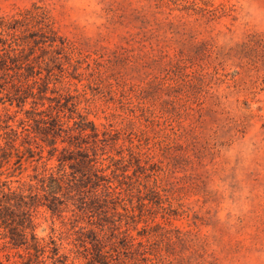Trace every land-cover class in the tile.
<instances>
[{
  "label": "rangeland",
  "instance_id": "obj_1",
  "mask_svg": "<svg viewBox=\"0 0 264 264\" xmlns=\"http://www.w3.org/2000/svg\"><path fill=\"white\" fill-rule=\"evenodd\" d=\"M33 4L48 11L54 29L79 52L69 62L81 74L73 83L87 92L81 106H90L89 119L100 131L109 124L120 130L111 156L130 141L138 144L144 130L143 148L169 162L162 151L169 130L130 111L131 85L160 74L166 60H155L161 50L193 57L190 71L203 80L183 86L171 104L197 136L195 146L183 143L177 152L175 176L183 180L175 196L185 213L166 225L171 232L163 259L152 264H264V0H0V17ZM119 46L129 51L113 54ZM4 108L15 116L13 126L25 118L14 104H0ZM176 122L171 116L168 124ZM24 158L21 174L8 180H26L34 166L41 170L37 156ZM13 161L5 173H12ZM48 167H57L56 158ZM38 222V237H57L51 229L60 222L44 208Z\"/></svg>",
  "mask_w": 264,
  "mask_h": 264
},
{
  "label": "trees",
  "instance_id": "obj_2",
  "mask_svg": "<svg viewBox=\"0 0 264 264\" xmlns=\"http://www.w3.org/2000/svg\"><path fill=\"white\" fill-rule=\"evenodd\" d=\"M118 50L129 51L119 46L113 54ZM77 55L44 7L33 4L0 17V104H14L25 115L13 126L15 116L0 111V264H152L163 259L162 244L171 232L166 225L185 213L175 196L183 180L175 176L182 158L177 152L183 143L195 146L197 136L171 104L183 86L203 80L190 71L193 57L182 51L170 57L161 50L155 60H166L160 74L131 85L130 111L169 130L162 148L165 162L166 157L157 159L143 148L144 130L138 144L130 141L109 155L120 130L109 124L100 131L89 119L90 106H81L87 92L76 88L73 80L79 82L81 74L69 62ZM149 98L160 101L161 108ZM171 116L176 126L168 124ZM35 156L41 170L34 166L26 180H8L15 171L21 174L24 157L34 161ZM13 158L12 173H5ZM53 158L54 169L48 167ZM41 208L59 220V229H51L56 238L37 236Z\"/></svg>",
  "mask_w": 264,
  "mask_h": 264
}]
</instances>
